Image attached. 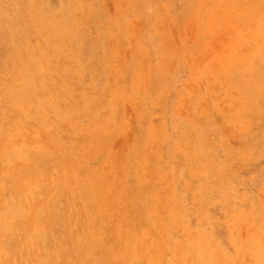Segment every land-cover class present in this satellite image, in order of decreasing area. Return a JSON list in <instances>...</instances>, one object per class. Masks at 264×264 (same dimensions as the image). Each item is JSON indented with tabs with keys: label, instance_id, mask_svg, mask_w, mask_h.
Segmentation results:
<instances>
[{
	"label": "rangeland",
	"instance_id": "obj_1",
	"mask_svg": "<svg viewBox=\"0 0 264 264\" xmlns=\"http://www.w3.org/2000/svg\"><path fill=\"white\" fill-rule=\"evenodd\" d=\"M0 264H264V0H0Z\"/></svg>",
	"mask_w": 264,
	"mask_h": 264
}]
</instances>
